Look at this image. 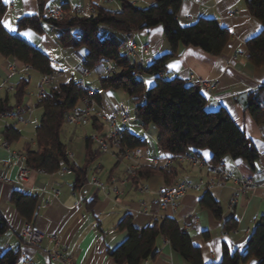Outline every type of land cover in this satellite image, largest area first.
Masks as SVG:
<instances>
[{
    "label": "crops",
    "instance_id": "1",
    "mask_svg": "<svg viewBox=\"0 0 264 264\" xmlns=\"http://www.w3.org/2000/svg\"><path fill=\"white\" fill-rule=\"evenodd\" d=\"M93 1L94 4L97 3L95 4L97 6H102L104 2H115L113 0ZM131 2L140 8H147L155 3L154 0H131ZM5 3L8 10L3 18V24L5 21L8 22L15 31L5 25L4 27L12 35H20L50 57L60 73L57 82L73 79L86 86L85 78L88 77L82 75L81 69L83 59L75 63L74 56L77 52L65 50L58 44L59 30L44 27V33L39 34L30 28L19 29V19L40 14L38 0H8ZM64 3L69 4L70 12L73 14L90 16L94 13L89 0H52L46 15L50 16L53 11L62 9L61 6ZM201 18L217 20L231 33L230 42L220 56H213L195 47L182 48L180 55L166 64L168 79L178 78L187 82L193 74L198 78L217 82V89L204 95L208 110L225 109L258 152V160L254 167L243 160L230 158H226L222 166L235 178L244 177L262 183L264 182V124H258L254 120L246 107L239 102V97L247 95L248 102L250 93L264 86V66L256 67L250 63L247 48L248 41L261 33L263 25L250 14L245 0H183L178 15L180 24L191 26ZM120 38L125 43L124 47L136 45L135 55L130 58L136 65L144 67L151 66L157 58L169 54L172 50L164 38L161 26L133 32ZM148 44L151 45V49L149 52H144L142 47ZM124 53H126L125 49ZM33 72L35 71L27 69L21 62L5 58L0 54V86L4 87L0 92V100L5 97L7 90L12 96L19 81ZM41 79L40 75L38 91ZM140 79L144 80L148 90L156 83L155 78L151 76H140ZM149 81L151 84L148 83ZM38 91L37 93L29 91L24 102L16 107V111L0 117V215L9 225V231L0 238L1 253L7 251L18 253L20 264H26L27 260H31L34 264H62L48 255L54 249L51 237L58 234L61 237V253L75 264H116L110 251L127 238V233L118 229L119 223L126 215H131L140 228L165 217L177 220L180 226L190 234L194 245L200 248L204 264L221 262L224 244L232 252L245 253L249 236L257 222L264 217V198L261 191L257 190L236 198V187L230 182L224 188L205 187L199 192L189 191L177 203L175 211L169 207L163 208L157 203L155 192L159 188L174 186L181 180H188L193 184L208 181L209 176L205 169L189 163L176 164L172 167L174 179L170 184L166 183L164 176H160L143 180L138 186L133 183L119 184L122 191L120 195L104 194L91 189V195L83 201L74 195L75 175L72 172L60 171L48 174L31 170L24 185L18 184L20 163L12 159L11 155L13 152L25 153L30 143L35 147L36 129L42 116V109L38 107ZM119 91L103 90L101 86V92H98L99 107L107 114L117 109L122 97ZM15 104V100L11 97L10 105L15 106ZM79 106L81 107V104ZM29 109L32 111L29 112ZM122 124L125 123L122 122ZM116 125L119 129L127 130L146 141V147L132 150L144 157V165L150 166L153 159L163 161L168 157V154L158 146V135L153 137L150 129L146 130L141 126L128 128L126 125L119 127L118 121ZM7 126H14L21 134L19 140L9 143L8 149L5 147L8 142L4 136ZM74 127L75 133L72 136L69 134L68 138L73 146L74 142L80 144L79 141L87 136L83 128ZM139 128H141L140 132L137 130ZM79 129L83 132L82 137L76 136V131ZM109 130L110 127L106 125L105 135L108 137ZM76 150L81 158L82 147L79 145ZM193 153L201 156L206 162L212 163L211 153L208 150L192 151ZM105 155L108 154H102L95 161V164L101 165V168L92 171L89 178L94 175L102 181H107L111 175L123 178L129 162L114 159L110 161ZM80 161L76 159L75 163L78 164ZM106 163L110 165L107 166ZM143 183L149 185L150 191L141 195L138 187ZM207 190L221 204L224 211L222 220L200 206L201 196ZM15 192L38 197V208L32 223L45 234L42 244L38 247L26 245L20 236L25 221L11 202ZM145 209H148V214L143 212ZM232 218L237 223V228L226 233L224 223ZM206 235L209 237L206 238ZM157 245L158 256L142 264H189L173 250L167 240H159ZM248 264H254V262Z\"/></svg>",
    "mask_w": 264,
    "mask_h": 264
},
{
    "label": "trees",
    "instance_id": "2",
    "mask_svg": "<svg viewBox=\"0 0 264 264\" xmlns=\"http://www.w3.org/2000/svg\"><path fill=\"white\" fill-rule=\"evenodd\" d=\"M52 0H38L40 14L19 19L20 30L30 28L43 34L44 24L60 31L58 44L63 49L78 52L86 49L81 69L96 70L100 75L103 90H122L136 103L135 122L138 126L148 129L155 126L158 130L157 143L168 156L181 155L208 150L214 165H223L226 158L243 160L251 167L258 160V152L252 146L244 132L236 125L230 114L223 108L210 111L207 99L194 85L178 78L164 79L159 76L167 70L166 64L180 55L182 48L195 47L213 56H220L231 40V33L223 28L215 19L201 18L191 26H182L178 15L183 0H154V5L140 8L131 0H113L120 4V10L110 11L97 6L89 0L94 13L90 16H80L70 12L68 3L62 4L64 14L61 18L46 15ZM112 1V0H111ZM252 16L258 19L263 30L247 43L248 60L256 67L264 66V0H245ZM8 10L4 0H0V54L21 62L24 66L38 72L42 78L59 72L50 57L40 48L31 44L20 35H12L3 24V18ZM161 26L164 38L171 46V52L155 60L149 66L136 65L127 52L121 36L133 32L150 30ZM106 32L105 36L102 33ZM115 37L118 41L114 40ZM124 49L126 53H124ZM108 63L112 71L108 72ZM140 76H151L156 80L151 89H146ZM30 77L24 76L15 86L12 96L7 90L0 100V116L11 114L16 107L24 102L29 94ZM11 97L15 106L10 105ZM94 99L99 107V93L88 89L84 84L71 79L67 82H57L46 87V97L39 100L38 107L42 116L36 129L35 147L27 145L25 155L26 165L30 170L42 171L48 174L60 172L63 167L75 175V189H81L89 180V164L104 154L100 148L95 149L91 135L83 139V156L80 158L75 145L63 141L62 135L67 117L85 99ZM246 109L258 124H264V86L250 93ZM105 124L93 117L86 127L92 134L105 135ZM78 127V126H77ZM82 128V127H80ZM123 131L121 150L132 151L147 146L145 140ZM4 136L9 143L19 140L21 134L14 126H7ZM99 147V146H98ZM74 154V158L69 156ZM81 160L78 164L75 160ZM170 170L155 168L153 165H143L138 172L134 185L143 180L164 176L170 184L174 174ZM97 171V170H95ZM12 204L25 223H32L38 208V197L15 192L11 198ZM200 206L209 210L217 219H223V208L210 191L201 196ZM237 228L232 218L224 223L226 233ZM120 231L127 233L126 240L111 250V257L116 264H142L154 260L158 254V241L167 240L174 251L189 264H204L200 248L193 243L190 234L184 230L177 220L161 218L146 227H138L131 215H126L118 225ZM9 231L6 219L0 215V238ZM209 236L206 235V238ZM223 259L212 264H264V217L261 218L246 243V251H231L224 244ZM20 256L13 251L0 252V264H20Z\"/></svg>",
    "mask_w": 264,
    "mask_h": 264
},
{
    "label": "built area",
    "instance_id": "3",
    "mask_svg": "<svg viewBox=\"0 0 264 264\" xmlns=\"http://www.w3.org/2000/svg\"><path fill=\"white\" fill-rule=\"evenodd\" d=\"M64 14L62 9L53 11L50 17L61 18ZM136 45H129L127 47V52L130 56L135 55ZM144 52H149L151 45H145L142 47ZM27 69H29L27 67ZM112 71L111 65L108 63V72ZM82 75L84 77H89L92 75L89 69H83ZM161 78L168 79L169 75L166 71L159 74ZM58 73H54L52 76L43 77L41 79L39 91L37 94L38 100L46 97V87L57 84ZM188 84L196 86L203 95H206L217 89V82L210 81L202 78H198L191 74L187 79ZM83 84V83H82ZM4 89L0 86V92ZM32 110L29 109V112ZM6 114L1 115L3 117ZM93 117L99 118L105 125L110 127L109 137L105 138L100 136V134L93 133L91 135L92 140H94L102 153L108 154L115 160H127L129 165L126 168V173L123 178H118L117 176L111 175L107 181H102L98 176L94 175L89 178L88 182L81 189L74 190V195L79 197L81 201L87 199L91 195V189L103 192L104 194H115L120 195L122 191L119 188V184L133 183L138 177L139 169L144 165V157L135 151H122L121 150V139L123 138V131L119 129L116 125L117 119H121L123 123L127 125L128 128H136L138 124L133 121L130 111L125 106H118L117 109L111 113L107 114L102 108H97L94 99H85L81 103V107H77L68 117L67 122L69 125L78 126L86 128L91 124ZM5 147L8 149L9 144L6 143ZM71 158H74L73 153H69ZM12 159L17 160L20 163L18 170V184L24 185L28 178L30 169L27 167V157L24 153L13 152L11 155ZM189 163L195 167L205 169L207 173L210 174L208 181L200 182L199 184H193L188 180H181L174 186L159 188L155 193L157 195V203L163 208H172L173 211L176 210L177 203L185 197V195L191 191L195 190L197 192L203 190L205 187H227L228 183H232L236 187V198L242 195L254 191H261L264 198V182L257 183L249 178H235L231 176L224 167L214 165L213 163L206 162L198 154H181L168 156L164 158L163 161L160 159H153L152 164L155 168H160L164 170H170L176 164ZM101 165L91 164L89 170H99ZM61 171L71 172L66 167H63ZM150 191L149 185L143 183L138 187V192L141 195L147 194ZM148 214V209L143 211ZM20 236L23 242L32 247H38L42 244L45 234L44 232L33 223H24ZM52 241L54 243L53 251L49 252L48 255L57 262L62 264H75L70 258L66 257L61 253V237L58 234L52 235ZM26 264H34L31 260H27Z\"/></svg>",
    "mask_w": 264,
    "mask_h": 264
},
{
    "label": "rangeland",
    "instance_id": "4",
    "mask_svg": "<svg viewBox=\"0 0 264 264\" xmlns=\"http://www.w3.org/2000/svg\"><path fill=\"white\" fill-rule=\"evenodd\" d=\"M94 2V1H93ZM90 4V3H89ZM95 4H97L95 2ZM100 7H103V8H106L110 11H113V12H117L120 10V4H118L117 2H104V4ZM44 27L47 28V29H50L51 27L47 24H44ZM106 35V32H103L102 33V36H105ZM114 40L118 41L115 37H113ZM139 47H141V45H139ZM85 54H86V49L82 48L80 49L76 54H75V60L74 62L75 63H78L79 61H82V59L85 57ZM31 79V83H30V87H29V91H33L35 93H37L38 91V84H39V79H40V74L38 72H33L30 74L29 76ZM85 83H86V86H88L89 88H91L92 90H96L97 92H101V82H100V75L98 73V71L96 70H92V75L91 77H88V78H85ZM119 95H121V101L119 100V104L118 106H125L129 109L130 111V114L133 118V121L135 122V108H136V103L133 101V99H131L124 91L120 90L119 91ZM117 106V107H118ZM118 125L119 127H123L124 125L126 124H122L121 122V119L119 118L118 120ZM136 123V122H135ZM127 126V125H126ZM75 127L73 125H69V124H65L64 126V132H63V135H62V139L65 143L67 144H71L70 143V140L68 139L69 138V134L72 136V134L75 133ZM87 135H92V131L91 129L89 128H83ZM148 129H150V134L153 136V137H156L158 135V130L155 126H150ZM146 129V130H148ZM139 132L141 131V128L137 129ZM149 132V131H148ZM82 130L79 129L76 131V136L78 137H82L83 134H82ZM70 136V137H71ZM80 144L78 143H75V148H77L79 145L82 146V143H83V139L81 141ZM95 149L98 150V145H94ZM110 161H112L114 158L111 157L110 155H105ZM107 159V160H108ZM115 160V159H114ZM112 163V162H111ZM99 164V163H98ZM107 166H109L110 164L109 163H106ZM207 173V172H206ZM207 175L209 176L210 178V174L207 173Z\"/></svg>",
    "mask_w": 264,
    "mask_h": 264
},
{
    "label": "water",
    "instance_id": "5",
    "mask_svg": "<svg viewBox=\"0 0 264 264\" xmlns=\"http://www.w3.org/2000/svg\"><path fill=\"white\" fill-rule=\"evenodd\" d=\"M239 102L245 107H247V95H241L239 97Z\"/></svg>",
    "mask_w": 264,
    "mask_h": 264
},
{
    "label": "snow or ice",
    "instance_id": "6",
    "mask_svg": "<svg viewBox=\"0 0 264 264\" xmlns=\"http://www.w3.org/2000/svg\"><path fill=\"white\" fill-rule=\"evenodd\" d=\"M5 2H8V0H5ZM4 25H5V27H9L10 30L15 31V29L11 28V26L8 24V22L5 21ZM148 83L151 84V81H149Z\"/></svg>",
    "mask_w": 264,
    "mask_h": 264
}]
</instances>
